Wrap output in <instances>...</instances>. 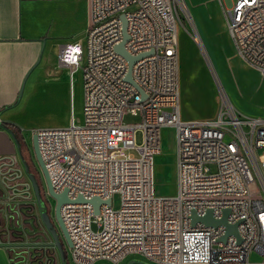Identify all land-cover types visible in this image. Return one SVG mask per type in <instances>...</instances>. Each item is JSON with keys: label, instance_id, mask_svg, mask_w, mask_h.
I'll return each mask as SVG.
<instances>
[{"label": "built area", "instance_id": "built-area-1", "mask_svg": "<svg viewBox=\"0 0 264 264\" xmlns=\"http://www.w3.org/2000/svg\"><path fill=\"white\" fill-rule=\"evenodd\" d=\"M218 2L237 55L264 76V0H235L227 9ZM89 5L83 41L65 44L57 58L68 70L70 92L82 73V119L76 123L71 115L66 128L33 131L53 191L66 190L70 200L60 208L72 243L69 264H121L131 256L150 264H264V119L242 115L224 94L215 118H181L178 34L183 21H191L185 1L89 0ZM121 14L126 53L144 54L131 68L144 98L125 80L128 62L115 50L122 41ZM185 31L204 53L195 26ZM127 113L140 122L124 124ZM165 129L174 138L172 197L154 191V157ZM78 196L99 198V214L88 203H76ZM207 210L217 220L229 210L226 220L237 224L241 242L232 235L221 242L223 226L192 227L191 212L203 216ZM252 254L263 261L253 262ZM10 261L14 264L11 255Z\"/></svg>", "mask_w": 264, "mask_h": 264}, {"label": "rangeland", "instance_id": "rangeland-1", "mask_svg": "<svg viewBox=\"0 0 264 264\" xmlns=\"http://www.w3.org/2000/svg\"><path fill=\"white\" fill-rule=\"evenodd\" d=\"M217 3L214 0H199V6L206 12V18L216 16L218 41L216 44L212 43L209 45L205 38L202 39L209 61L212 63L211 66H213L208 67L198 46L191 37H186L188 40L187 45H183L181 51L188 58H182L178 47L179 81L183 80L185 83L192 84L194 76V79L201 84L200 87L196 86V92L200 95L201 100L199 106H219L220 96L224 94L242 115L246 117H264L263 89L254 82L240 87L235 84L240 79L243 81L245 77L264 79V76L248 66L237 55L225 27L223 8L218 6ZM223 4L225 6V2ZM185 7L188 10L191 21L189 19L184 20V28L180 29L179 32L182 31L189 35L185 28L190 32L194 25L202 35L201 27L187 0H185ZM218 57L223 59L227 66H229L230 62L231 64H236L237 69H231L227 79L223 74L219 73L217 63L220 58ZM207 84L213 88L214 93L212 96L209 93ZM233 86L236 90H234ZM186 101V105L191 106V100L186 98ZM70 103L71 106H58L53 110H50L51 107L49 106H38L41 111L31 117L29 122L38 126V129H63L70 125L71 115L76 123L80 121L83 108V79L81 71L74 77V84L70 92ZM122 121L124 124H138L140 118L127 113L123 116ZM25 133L23 140L27 156L38 173L41 191L44 195L41 205L45 209L49 208L51 222L57 228L53 214L55 202L52 199L49 200L47 195H45L44 180L33 155V131L28 132L26 130ZM160 138L161 151L154 157V191L156 196L172 197L175 194L173 131L171 129L163 130ZM141 141L142 134L138 132L136 134V142L139 145ZM125 152L136 155L134 151ZM4 164H10V162L0 161V212L3 218V223L0 221V234L2 243L8 248L11 258L14 259V264H62L54 240L42 222L31 180L23 161L16 157L13 165ZM211 171L214 172V167H211ZM118 205L119 197L114 196L113 207L118 208ZM13 212H17L18 215ZM91 228L93 231H97V222L92 223ZM60 241L62 240L60 239ZM128 259L129 263L150 264L137 256H131Z\"/></svg>", "mask_w": 264, "mask_h": 264}, {"label": "crops", "instance_id": "crops-1", "mask_svg": "<svg viewBox=\"0 0 264 264\" xmlns=\"http://www.w3.org/2000/svg\"><path fill=\"white\" fill-rule=\"evenodd\" d=\"M214 1L218 2V0ZM221 2H225L224 7L227 9L235 0H221ZM187 3L201 27L202 35L197 27L195 28L202 44L203 38L209 45L216 44L219 39L216 16L206 18L205 10L199 6V0H187ZM217 4L220 6L219 2ZM89 23V0H0L1 160H16V157H21L20 144L7 124L16 127L23 138L26 130L31 132L38 129V126L29 122L31 117L41 111L38 106H49L50 110L58 106H71L68 70L59 65L57 58L61 47L65 44L83 41ZM186 37L190 36L182 31L179 32L178 47L182 58H188L181 51V47L187 45ZM253 82L264 91V79L261 78L245 77L243 81L240 79L235 84L240 87ZM207 85L212 96L213 88ZM179 86L183 120L215 118L219 106H199L201 100L196 92V86L200 87L201 84L194 79V76L192 84L181 80ZM186 98L191 100V106L186 105ZM252 118L264 119V117ZM251 260L263 261L256 254L251 255ZM0 264H12L10 252L1 238ZM121 264H129V259Z\"/></svg>", "mask_w": 264, "mask_h": 264}, {"label": "water", "instance_id": "water-1", "mask_svg": "<svg viewBox=\"0 0 264 264\" xmlns=\"http://www.w3.org/2000/svg\"><path fill=\"white\" fill-rule=\"evenodd\" d=\"M120 20H121V27H122V41L119 45H117L115 47V50L118 54H120L128 62V70H127L125 80L127 82H129L130 84H132L133 86H135V84L133 83V80L131 78V68H132V65L134 64V62L137 59L143 57L144 54H141L137 57H131L130 55H128L126 53V51L124 49V44L128 40V35L126 32L127 22H126V19H125L123 14L120 15ZM138 91H139V89H138ZM140 94L142 95L143 98L145 97L141 92H140ZM17 147L19 148V144H17ZM32 149H33V155H34L36 164H37V166L40 170V173L42 175V178L44 180L45 191L48 194V196L52 200H54V202H55V205L53 208V214H54V220L56 222L57 228L51 222L50 215L47 214V209H45L41 205L42 204V198L40 196V191H39V188L36 184V181L34 180L33 176L30 175L28 167L25 164H24V166H25L26 171L28 173V176L31 180V185H32V188L34 190V194L36 197V203L39 207V212L41 215L42 222L46 226L47 230L50 232V234L54 240V244L58 250L61 263L62 264H68L69 262L67 259V250L72 248V243H71L69 235L66 231V228L63 224V221H62V218L60 215V208L63 204L69 203L70 200L67 197V191L66 190H63V192H61L59 194H57L53 191V188H52L51 183H50L48 172L46 170V167H45V165L41 159V156H40V153L38 150L37 136L36 135H32ZM19 156H20V150H19ZM20 159L22 160L21 157H20ZM0 161H1V159H0ZM2 161H4V160H2ZM8 161L10 162V164H4V165H9V166L13 165L16 160L15 159H8ZM75 202L76 203H88V204H90L93 208L94 215L99 214V207L103 204V202L97 197L86 201L85 199H83V197L78 196L76 198ZM109 203H110L109 200H107L105 202L106 205H109ZM228 214H229V210H223L222 218L217 220V219L213 218L211 210H207L203 216H198V215H196V213L194 211H192L191 215H190L191 226L194 227L198 223L202 224L205 227H213V228L218 227V226H223L225 228V234L220 239V241L225 242L227 237L232 235L236 238L237 243L239 244L241 242V239L237 233V224H234V225L228 224V222L226 220ZM60 239L62 241H60ZM133 263H135V262H130L129 264H133Z\"/></svg>", "mask_w": 264, "mask_h": 264}, {"label": "trees", "instance_id": "trees-1", "mask_svg": "<svg viewBox=\"0 0 264 264\" xmlns=\"http://www.w3.org/2000/svg\"><path fill=\"white\" fill-rule=\"evenodd\" d=\"M7 127L9 129H11L14 134H15V137L16 139L18 140L19 144H20V155H21V158H22V161L24 162V164L28 167V170H29V173L30 175L33 176L34 180L36 181V184L39 188V191H40V194H41V198H43V192L41 191V186H40V183H39V178H38V173L36 172V169L35 167L33 166V164L31 163V161L29 160L28 156H27V152H26V146L24 144V140L21 136V133L20 131L12 126V125H8L7 124ZM15 215H18L17 212H13ZM47 214L49 215V208H47ZM11 219V218H10ZM0 221L1 223H3V218H2V215H1V212H0ZM1 234H0V238H1ZM2 241V240H1ZM13 264V263H12Z\"/></svg>", "mask_w": 264, "mask_h": 264}, {"label": "bare ground", "instance_id": "bare-ground-1", "mask_svg": "<svg viewBox=\"0 0 264 264\" xmlns=\"http://www.w3.org/2000/svg\"><path fill=\"white\" fill-rule=\"evenodd\" d=\"M202 53H203V52H202ZM207 55H208V54H207V52L205 51V52L203 53V58H204V60L206 61L208 67L210 68V67H212L213 65L211 66L212 63H210L209 58H208ZM217 65H218L219 73H220V74H223V76H224L226 79L229 78V71H230L231 69H232V70L237 69L236 64H234V63L231 64V62H230V63H229V66H227L224 60H218ZM214 68H215V67H214ZM238 68H240V67H238ZM211 70H212V69H211ZM215 71H216V70H215ZM216 74H217V72H216ZM217 75H218V74H217Z\"/></svg>", "mask_w": 264, "mask_h": 264}]
</instances>
